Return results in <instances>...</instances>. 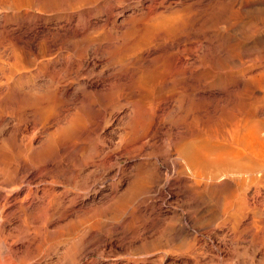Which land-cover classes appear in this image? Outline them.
<instances>
[{
  "label": "rangeland",
  "instance_id": "rangeland-1",
  "mask_svg": "<svg viewBox=\"0 0 264 264\" xmlns=\"http://www.w3.org/2000/svg\"><path fill=\"white\" fill-rule=\"evenodd\" d=\"M115 70L126 78L120 79L119 75L115 84L102 90L84 87L101 72ZM151 104L174 107V117L166 120L170 134L145 149H137L135 143L128 145L129 158L136 156L134 167L143 169L145 163L152 164L148 159L152 161L170 142L183 141L184 137L183 144L193 139L212 142L209 128L219 120L226 129L232 128L231 122L240 125L239 135L249 137L247 140L246 136H237L241 147L253 150V181L244 184V175L236 173L237 166L223 163L220 172H227L228 177L224 174L220 176L224 179L217 176L203 183L230 180V184L219 187H224L223 196L232 193L237 198L230 207L220 208L213 198L193 199L183 182L172 186L173 195L178 192L179 198L168 203V211L161 217L156 216L158 208L151 207L161 197L149 194L141 198L140 210L136 205L115 213L109 204L92 206L78 216L89 218L87 224L96 225L88 234V241L99 242L93 247L97 252L87 253L82 264L94 259L100 264H184L185 260L196 264L193 252L199 249L205 254L200 264H264V0H0V190L8 194L7 200L0 198V206L9 201L5 207L10 208L12 196L17 191L26 192L28 183L33 189L37 187V195L42 196L44 187L53 185L56 192L66 190L62 198L65 204L78 192L81 195L77 207L83 198L86 205H94L97 199H90L93 193L84 188L86 182H80V177L75 181L69 178L81 174L82 158L86 156V162L90 160L86 171L94 170L96 166L89 156L96 141L120 145L136 108ZM145 129L139 133H145L139 135L142 139L146 138ZM224 138L229 139H219L226 141ZM41 151H46L47 158L38 155ZM128 155L112 157L115 162L126 164ZM134 173L126 171L120 194L132 184ZM245 190L247 196H241ZM244 203L250 206L248 216ZM30 215L27 211L11 215V228L20 220L26 222L21 232L26 234L21 236L15 229L9 232L12 241L18 237L25 240L27 246L22 240L15 243L18 248L23 245L29 249L28 253L24 249L27 254L22 257L32 264H68L57 262L65 242L80 238L86 232L85 225L70 234L61 233L56 228L65 225V218L57 225L46 226L44 220ZM186 216L193 219L188 229L182 224ZM250 219L253 229H246L245 222ZM96 220L100 222L97 224ZM135 233L139 234L138 239H134ZM106 234L110 235V244L101 255ZM1 237L3 258L6 247ZM44 251L48 252L47 257L51 256L44 259Z\"/></svg>",
  "mask_w": 264,
  "mask_h": 264
},
{
  "label": "bare ground",
  "instance_id": "bare-ground-1",
  "mask_svg": "<svg viewBox=\"0 0 264 264\" xmlns=\"http://www.w3.org/2000/svg\"><path fill=\"white\" fill-rule=\"evenodd\" d=\"M178 17V16H177ZM177 19V18H176ZM183 19V18H182ZM180 19L178 18V21ZM175 22V21H173ZM182 23V21L180 22V24ZM179 26V25H178ZM163 30V29H162ZM161 31V30H160ZM78 32V31H77ZM206 56V55H205ZM68 60V59H67ZM120 60V59H119ZM122 60V59H121ZM117 61V60H116ZM121 62V61H120ZM118 62V64L120 63ZM124 63V62H123ZM128 63V62H127ZM126 63V64H127ZM132 63V62H130ZM129 64V63H128ZM125 65V63H124ZM123 65V66H124ZM130 65V64H129ZM119 66V65H118ZM122 66V65H121ZM120 66V67H121ZM128 66V65H127ZM125 67V66H124ZM79 68V67H78ZM128 68V67H127ZM117 69V68H116ZM122 70V67L121 69ZM61 73V72H60ZM120 75V79L121 78H126V75L122 72H119L117 70H115L114 72L112 71L111 73H103L101 72L99 75H96L97 78L96 80H89L88 83H83L85 84L84 87L88 88L87 86L91 87V89L94 90H102L104 89L106 86L108 85H113L117 82L118 77ZM27 76V75H26ZM34 79V78H33ZM54 79V78H53ZM71 96V95H70ZM9 98V97H8ZM190 101V99H189ZM188 101V103H189ZM181 102V101H180ZM174 104V103H173ZM195 104V103H194ZM189 105V104H188ZM197 105V104H196ZM178 108V107H177ZM191 108V107H190ZM202 108V106H201ZM234 108V107H233ZM188 109V108H187ZM186 109V110H187ZM204 109V108H202ZM206 109V108H205ZM210 109V108H209ZM230 109V108H229ZM179 110V109H178ZM193 110V109H192ZM198 110V109H197ZM188 111V110H187ZM196 111V109H195ZM194 111V112H195ZM202 111V110H200ZM233 111V110H232ZM180 112V111H178ZM184 112V111H183ZM191 112V111H190ZM199 112V111H198ZM229 112H231L229 110ZM228 112V114H230ZM235 112V111H234ZM233 112V113H234ZM239 112V111H238ZM245 112V111H244ZM188 113V112H187ZM197 113V112H196ZM200 113V112H199ZM202 113V112H201ZM204 113V112H203ZM207 113V112H206ZM241 113V112H240ZM175 111H174V107L173 106H167V107H163L160 104H151L149 106H144V107H137L134 113L133 117H130V119L127 121L128 122V126L125 128L124 133H123V137H121V143L120 145H113V144H105L102 141H96L95 146H94V152L89 156L93 159L92 163L95 164L94 166H96V168L94 170H89L86 171V168L89 167V161L86 162L87 160H85L82 158V164H83V170L82 172H80L81 174H79V176L77 175H73L71 176L69 179H71L72 181L76 180L78 177H80V182L82 180V182H86L84 183L87 184L85 185L84 188H88L90 192L93 193V196L90 199H93V201L95 200V198L97 200H95L94 205H86V202L84 203V198L83 200L79 203L78 207L76 206L77 201L80 198L81 193H75L73 194V197L70 198L69 204H65L64 201H62V198L65 196L66 194V190H61L60 192H56V188L55 186H49V187H44L43 190V195H37V187L35 189L31 188V186L29 185L30 183L27 184V189L26 192H24L23 194L19 191L15 192V195L12 196V200H13V204L10 208H6L5 204L7 203H3L2 206H0V236L3 240V243L6 247L5 252L6 255H4L3 258H0V264H32L28 261H26V259H24L22 256H24L23 253L24 249L26 250V252H29V249L27 248H23L24 246L22 245L21 247H17L16 246V241L17 240H22V243L24 245L27 246V244H25V240H23V237H18V239L16 241H12V238L10 237V230L12 231V229H15L17 231H15L16 233L19 232L20 235L22 236V234H26V233H22L25 230L26 227V222L23 220H20L18 222V224L11 228L12 226H10L13 223V218H12V214L15 211H19L20 212H24L27 211L29 214H31L30 216L35 217V219H41L44 220L45 225L48 223H55L57 225V223H59L61 220H64L62 218H65L66 223L65 225L60 229L56 228V232H61V233H72L73 231H75L76 229L85 228L84 229L86 232L83 233L81 235V237L77 238V239H68L65 243L66 247L62 253L61 256H59L60 258L58 259L57 262L61 261V262H66L68 264H82V260L83 258L86 256L87 253H91L93 251L97 252V249H93L94 245H96L97 242H92L89 239L88 241V234L90 232H92L91 230L96 227L95 224H87L89 223L88 220H90L89 218H79L78 214H80V212H85L86 209H92L93 207H103L106 206L107 204H109V206H113L114 207V211H116L115 213H121L126 211L129 207L131 206H138L137 209L140 210L141 207V198L145 195L147 196L148 194L151 196H160L161 200L158 204L154 205L155 202L152 204L151 207L158 208L159 211L156 212V216L157 217H161L160 215L163 214V212H167L168 209L166 208V206L168 205V203H171L172 201H175V198H177L178 196V192L177 194L173 195V191H172V186L179 184L180 182L186 183L184 185H186V189L191 192V197L193 199H199L203 197L204 198H213V199H217V203L220 204V208L221 207H227L231 204H233L236 199L233 198L235 195H233L232 193H230V196L228 195L227 197L223 196V192L222 189L225 187L224 185L225 183H220V184H216V181L214 183H211L212 185H210L209 182H212L213 179H211V181H208L209 184L205 183L207 181H205L203 183V180H208L210 178L213 177H220L224 174H226L227 172H220V166L223 163H230L231 166H237L236 168V173H239L244 175V177L241 179L244 184L245 182H248V180H252L253 181V173H254V167H253V162L251 157L254 156L252 155V151L249 150V147L243 145L245 147H241V144L238 143V140L240 138H238L237 136L239 135L241 129H240V125H237L235 123L229 124L233 125L231 126L232 128L230 129H226V128H222L221 124L224 125L223 123H219L217 120V123L213 122V126L209 128V130L211 131V135H208L209 137L211 136L212 138V142L206 140V139H201V140H191L189 142H187L186 144H183V141H175V142H170L165 150L162 152H158V154H154L155 156L152 157L154 158L152 161L151 159H148V161L153 162L152 164L150 163H145L146 165L144 166L143 169L140 168H136L132 165V163L134 162L135 157L136 156H131L129 158V150H128V145H130L131 143H135L137 146V149L139 148V150H141L142 148L145 149L148 144H150L149 146L151 147V145L156 144V141L160 138H164V136H168L169 134H167L168 129L166 128V120L168 122V119H171L174 117ZM195 114V113H193ZM232 114V113H231ZM236 114V113H235ZM178 115V114H177ZM184 115V114H183ZM187 114H185L186 116ZM191 115V114H190ZM197 115H199L197 113ZM225 115V114H224ZM233 115V114H232ZM189 116V115H188ZM196 116V115H195ZM194 116V117H195ZM181 117V116H180ZM179 117V118H180ZM183 117V116H182ZM187 117V116H186ZM210 117V116H209ZM224 117V116H223ZM228 117V115H227ZM220 117L217 116V119H219ZM230 118V116H229ZM248 118V117H247ZM178 119V118H177ZM176 119V120H177ZM184 118H182L183 121ZM188 119V117H187ZM221 119V118H220ZM175 120V119H173ZM172 120V121H173ZM193 120V118H192ZM223 120V119H222ZM220 120V122L222 121ZM181 121V123H182ZM195 121V119H194ZM228 121V120H227ZM233 121V120H232ZM177 122V121H176ZM187 122V121H186ZM192 122V121H191ZM203 122V121H202ZM246 122V121H245ZM175 123V122H173ZM172 123V124H173ZM190 123V122H189ZM237 123V122H236ZM239 123V122H238ZM172 124L170 126H172ZM244 124H248V122L244 123ZM250 124V123H249ZM185 125V124H184ZM252 125V127L254 126L253 123L250 124ZM156 126L154 129L153 127ZM169 126V127H170ZM244 126V125H242ZM125 127V126H124ZM123 127V128H124ZM194 127V126H193ZM245 127V126H244ZM250 127V126H249ZM146 128V129H145ZM181 128V127H180ZM187 128V127H186ZM248 127H246L247 129ZM256 128V127H255ZM143 129L146 130V138H141L139 135V133L144 132ZM190 128H188L189 130ZM254 129V128H253ZM179 130V129H178ZM181 130V129H180ZM184 130V129H183ZM187 130V131H188ZM191 130V129H190ZM151 131L152 133H150V135L148 134V132ZM171 131V130H170ZM221 131L224 132L223 135L221 134ZM248 131V130H247ZM246 131V132H247ZM64 132V131H63ZM180 132V131H178ZM194 132V131H193ZM242 132V131H241ZM249 132V131H248ZM66 133V131H65ZM173 133V132H172ZM167 134V135H165ZM176 134V133H173ZM244 134V132H243ZM247 134V133H245ZM52 135V134H51ZM142 135H145V133ZM141 135V136H142ZM186 135V134H185ZM207 135V133H206ZM241 135V134H240ZM239 135V136H240ZM171 136V135H170ZM169 136V138H170ZM221 136H226L229 139L226 140L224 138L223 141L221 139H219ZM243 136V135H241ZM240 136V137H241ZM246 135H244L245 137ZM181 137V136H178ZM207 137V138H209ZM244 137H241L244 138ZM57 138V137H56ZM167 138V137H166ZM168 138V140H169ZM223 138V137H222ZM238 138V139H237ZM249 139L248 136H246V139ZM171 139V138H170ZM181 139V138H180ZM187 139V138H186ZM189 139V138H188ZM210 139V138H209ZM247 139V140H248ZM253 139V138H252ZM67 140V138H66ZM164 140V139H163ZM241 141V140H240ZM253 141V140H251ZM160 142V141H159ZM235 142V143H234ZM56 143V142H55ZM86 143V142H85ZM248 143V142H247ZM54 144V143H53ZM263 144V143H262ZM261 144V145H262ZM27 145V144H26ZM32 146V145H31ZM155 146V145H154ZM152 146V148L154 147ZM225 146H228L226 148H224ZM30 147V146H29ZM131 147V145H130ZM133 147V145H132ZM252 147V146H251ZM135 147H133L134 149ZM28 149V148H27ZM133 149L131 148L130 150L133 151ZM88 150V149H87ZM154 150V149H153ZM135 151V150H134ZM137 152V150H136ZM135 152V153H136ZM151 152V151H150ZM256 152V151H255ZM72 153V152H71ZM152 153V152H151ZM261 153V152H260ZM115 155L116 157L118 156H123V155H128L127 163L126 164H122L121 162H115L114 159L112 157V155ZM141 154V153H140ZM39 156H43L46 157L47 153L46 151H41L38 152ZM37 155V156H38ZM77 155V154H76ZM79 157L81 158L82 156H80V154H78ZM50 156V155H49ZM47 158V157H46ZM91 158H87V159H91ZM262 158V157H261ZM65 159V158H63ZM76 160V159H75ZM79 160V159H78ZM119 160V159H118ZM65 162H67L66 160H64ZM71 161V160H70ZM81 161V160H79ZM137 161V160H136ZM70 163V162H69ZM91 163V162H90ZM91 163V164H92ZM98 163V164H97ZM72 164V163H71ZM79 164V163H78ZM92 164V165H93ZM136 164V163H135ZM140 165V164H139ZM144 165V164H143ZM142 165V166H143ZM134 168H133V167ZM229 166V165H227ZM256 166V165H255ZM259 166V165H257ZM71 167V166H70ZM81 167V166H80ZM79 167V168H80ZM78 168V170H79ZM142 168V167H141ZM225 168V167H224ZM227 168V167H226ZM74 169V168H73ZM77 169V168H76ZM74 169V170H76ZM130 169L131 172H135V178L134 181L132 182V184L129 186V188L125 189V191L123 193H119V189L122 187L121 182L124 180L125 178V173L126 171ZM230 169V167H229ZM222 170V169H221ZM227 170V169H226ZM62 171V170H61ZM81 171V170H80ZM228 171V170H227ZM56 172V171H55ZM74 172V171H72ZM230 172V170L228 171ZM232 172V171H231ZM234 172V171H233ZM9 173V172H8ZM63 173V172H62ZM234 174V173H233ZM9 175V174H8ZM232 175V174H231ZM248 175V177H247ZM9 176H12L9 175ZM27 176V175H26ZM106 176H110L109 178H106ZM226 177L227 174L225 175ZM234 176V175H233ZM23 177V176H22ZM223 177H220V179H222ZM231 177V176H230ZM242 177V176H241ZM238 178V175H237ZM24 180V178H22ZM216 179V178H215ZM218 179V178H217ZM219 179V180H220ZM224 179V178H223ZM227 179V178H226ZM230 179V178H229ZM228 179V180H229ZM233 179V177L231 178ZM239 179V178H238ZM70 180V181H71ZM127 180V179H126ZM131 180V179H130ZM71 181V182H72ZM79 181V180H78ZM233 181V180H232ZM30 182V181H29ZM179 182V183H178ZM230 182V180H229ZM227 182V183H229ZM234 182V181H233ZM73 183V182H72ZM77 183V181H76ZM237 183V182H236ZM83 184V183H82ZM81 184V185H82ZM99 184H102V187H105L102 189L101 186H99ZM230 184V183H229ZM229 184L227 185L229 187ZM182 185V184H181ZM220 185L224 186L222 189H220ZM248 185V184H247ZM80 186V185H79ZM128 186V185H127ZM253 186V184H252ZM83 187V186H82ZM101 187V188H100ZM179 187V186H178ZM184 187V186H183ZM236 187V186H235ZM245 187V186H244ZM81 188V187H80ZM246 188V187H245ZM248 188V187H247ZM253 188V187H252ZM83 189V188H82ZM81 189V190H82ZM227 189V188H226ZM236 189V188H235ZM249 189V188H248ZM18 190V189H17ZM56 190V191H55ZM229 190V189H228ZM247 190V189H246ZM241 192V196H247L245 195L244 192ZM87 191V190H86ZM224 191V190H223ZM227 191V190H226ZM237 191V190H236ZM250 191V189H249ZM254 191V190H252ZM257 191V190H256ZM183 192V191H182ZM235 192V191H233ZM238 192V191H237ZM235 192V193H237ZM248 192V191H247ZM118 193L120 195H118ZM181 193V192H180ZM225 193V192H224ZM250 193V192H249ZM254 193V192H252ZM248 194V193H247ZM31 195V196H30ZM253 195V194H252ZM251 195V197H252ZM28 196H30V200L25 201V198H27ZM250 196V195H249ZM8 194L3 193L0 190V198H4L7 200ZM159 197V198H160ZM217 197V198H216ZM220 197V198H218ZM232 199H231V198ZM245 197H243L245 199ZM158 198V197H157ZM179 198V196H178ZM189 198V197H188ZM191 198V199H192ZM29 199V198H27ZM26 199V200H27ZM147 199V198H146ZM190 199V198H189ZM190 199V200H191ZM233 199H235V201L233 202ZM251 199V198H250ZM247 198V200H250ZM115 200V201H114ZM181 200V199H180ZM200 200V199H199ZM198 200V201H199ZM205 200V199H204ZM243 200V199H242ZM92 201V200H91ZM192 201V200H191ZM201 201V200H200ZM210 201V200H209ZM12 202V201H10ZM63 202V203H61ZM208 202V201H207ZM212 202V201H211ZM244 202H247L244 200ZM141 205H140V204ZM199 203V202H198ZM197 203V204H198ZM204 203V202H203ZM206 203V202H205ZM213 203V202H212ZM211 203V204H212ZM248 203V202H247ZM251 203V202H249ZM248 203V204H249ZM78 204V203H77ZM111 204V205H110ZM200 204V203H199ZM202 204V203H201ZM217 204V205H218ZM235 204V203H234ZM233 204V205H234ZM245 204V208L246 203ZM255 204V203H254ZM57 205V206H56ZM103 205V206H102ZM145 205V204H144ZM205 205V204H204ZM207 205V203H206ZM253 205V204H252ZM10 206V205H9ZM108 206V205H107ZM170 206V205H169ZM197 206V205H196ZM201 206V205H200ZM145 207V206H143ZM203 207V206H202ZM213 207V206H212ZM218 207V206H217ZM216 207V208H217ZM230 207V206H229ZM249 207H247V212L245 213V215L248 216V210ZM132 208V207H131ZM201 208V207H199ZM88 209V210H89ZM136 209V207H135ZM134 209V210H135ZM138 210V211H139ZM200 210V209H199ZM204 210V209H201ZM222 210V209H221ZM231 210V209H230ZM229 210V211H230ZM246 210V209H245ZM228 211V212H229ZM244 211V210H242ZM225 212V211H224ZM227 212V213H228ZM83 213V214H84ZM143 213V212H142ZM238 213V212H237ZM21 214V213H20ZM19 214V215H20ZM23 214V213H22ZM123 214V213H122ZM149 214V213H148ZM220 214V213H219ZM88 215V214H87ZM212 215V214H211ZM223 216V215H222ZM240 216V215H239ZM244 216V214L242 215ZM245 217V216H244ZM252 217V216H251ZM31 218V217H30ZM240 218V217H239ZM29 219V217H28ZM118 219V218H117ZM127 219V218H126ZM153 219V218H152ZM161 219V218H160ZM16 220V219H15ZM101 220V219H100ZM100 220H96L97 224L100 222ZM109 220V219H108ZM151 220V219H150ZM156 220V217H155ZM154 220V221H155ZM168 220V219H167ZM166 220V221H167ZM193 220V219H192ZM190 217H187L182 220V224L184 226V229H188V224H191L190 222L192 221ZM251 220V219H250ZM254 220V219H253ZM18 221V220H16ZM28 221V220H27ZM95 221V220H94ZM116 221V220H115ZM118 221V220H117ZM115 223H118V222ZM147 221V220H146ZM153 221V220H152ZM151 221V222H152ZM178 221V219H177ZM15 222V221H14ZM120 222V219H119ZM132 222V221H131ZM134 222V221H133ZM150 222V221H149ZM181 222V221H180ZM37 223H39L37 221ZM42 223V222H41ZM62 223V222H61ZM103 223V222H101ZM156 223V222H155ZM14 224V223H13ZM30 224V223H29ZM87 224V225H86ZM127 224V223H126ZM131 224V223H129ZM151 224V223H150ZM153 224V222H152ZM180 224V223H179ZM246 224V229L247 228H251L253 229V221H247L245 222ZM41 225V224H40ZM50 225V224H49ZM147 225V224H146ZM145 225V226H146ZM149 225V224H148ZM147 225V226H148ZM193 225V224H192ZM191 225V227H192ZM212 225V224H211ZM244 225V224H243ZM43 226V225H42ZM47 226V225H46ZM103 226V225H102ZM106 226V224H105ZM146 226V227H147ZM151 226V225H150ZM153 226V225H152ZM170 226V225H169ZM57 227V226H56ZM154 227V226H153ZM159 227V226H158ZM162 227V226H161ZM190 227V226H189ZM215 227V226H214ZM245 227V226H243ZM55 228V227H54ZM106 228V227H105ZM143 228V227H142ZM148 228V227H147ZM220 228V227H219ZM231 229V227H229ZM229 228H226L229 229ZM8 229V230H7ZM117 229V228H116ZM119 229V228H118ZM167 229H170L167 226ZM179 229V228H178ZM214 229V228H213ZM229 229V230H230ZM249 231L250 233V230ZM5 230L8 231V233L5 234ZM29 230V229H27ZM83 230V231H84ZM102 230V229H101ZM122 230V229H121ZM140 230V229H139ZM145 230V229H144ZM147 230V229H146ZM211 230V229H210ZM6 231V232H7ZM98 231V230H97ZM183 231V230H182ZM189 231V230H188ZM195 231V230H194ZM200 231V230H199ZM245 231V232H247ZM4 232V233H3ZM10 232V234H9ZM14 232V230H13ZM14 232V233H15ZM77 232H81L78 231ZM76 232V233H77ZM141 232V231H139ZM144 232V231H143ZM149 232V230H148ZM168 232V231H167ZM165 231V234L167 233ZM230 232V231H229ZM244 232V233H245ZM3 233V234H2ZM13 233V234H14ZM82 233V232H81ZM104 233V232H103ZM106 233V232H105ZM127 233V232H126ZM130 233V230H129ZM142 233V232H141ZM145 233V232H144ZM164 233V232H163ZM161 233L164 237V234ZM169 233V232H168ZM168 233L166 235H168ZM248 233V232H247ZM248 233V234H249ZM215 234V233H214ZM247 234V235H248ZM251 234V233H250ZM249 234V235H250ZM253 234V233H252ZM251 234V235H252ZM18 235V234H17ZM16 235V236H17ZM76 235V234H74ZM78 235V234H77ZM103 235V234H102ZM128 235V234H127ZM136 235V233L134 234V236ZM139 235V234H138ZM135 236L134 239H138L139 236ZM144 236V234H142ZM141 235V237H142ZM146 235V234H145ZM210 237L211 234L209 233ZM227 235V233H226ZM237 235V234H236ZM12 236V235H11ZM109 234L105 235L106 240L102 241V252L101 255L103 254V251L106 249L107 250V245L110 244V242L108 241L107 237H109ZM213 236V235H212ZM217 236V235H216ZM225 236V235H224ZM246 236V235H244ZM27 237V235H26ZM66 237V236H65ZM69 237V236H68ZM73 237V236H72ZM77 237V236H76ZM127 237V236H126ZM132 237V236H131ZM140 237V238H141ZM161 237V238H163ZM221 237V236H220ZM123 238V237H122ZM133 238V237H132ZM130 238V240L132 239ZM147 238V237H146ZM166 238V237H165ZM219 238V237H218ZM217 238V239H218ZM226 238V237H225ZM224 238V240H225ZM247 238V237H244ZM252 238V237H251ZM26 239V238H24ZM66 239V238H65ZM103 239V238H102ZM101 239V240H102ZM160 239V237H159ZM167 239V238H166ZM206 239V238H205ZM212 239V238H210ZM248 239V238H247ZM64 240V239H63ZM100 240V241H101ZM109 240H111L109 238ZM133 240V239H132ZM140 240V239H139ZM209 240V239H208ZM213 240V239H212ZM251 240V239H250ZM249 240V241H250ZM119 241V240H118ZM207 241V240H205ZM215 241V240H214ZM114 242V241H113ZM133 242V241H132ZM216 242V241H215ZM219 242V240H218ZM223 242V239H222ZM226 242V241H225ZM34 243V242H33ZM38 243V242H37ZM64 243V242H63ZM224 243V242H223ZM211 244V243H210ZM209 244V246H210ZM213 244V243H212ZM211 244V245H212ZM226 244V243H225ZM224 244V245H225ZM113 245V244H112ZM206 245V244H205ZM219 245V244H218ZM222 245V244H220ZM223 245V246H224ZM250 245V244H249ZM99 246V245H98ZM96 246V248L98 247ZM203 246V245H202ZM29 247V246H28ZM242 247V246H241ZM101 248V246H100ZM203 248V247H202ZM207 248L208 245H207ZM237 248V247H236ZM35 249V248H34ZM37 249V248H36ZM99 249V248H98ZM247 249V248H246ZM201 250V249H199ZM199 250H196V252H193V255H195V262L196 264H200L202 259L205 258L203 257L205 254L203 252H200ZM222 250V249H221ZM237 250V249H236ZM239 250V249H238ZM47 251V250H46ZM44 251V257H43V253H40V257H43L45 259V257H47L48 252ZM61 251V252H62ZM204 251V249H203ZM240 251V250H239ZM39 252V251H38ZM25 253V255L27 254ZM53 253V252H52ZM32 254V253H31ZM60 254V253H59ZM100 255V256H101ZM51 256V255H50ZM49 256V257H50ZM47 257V258H49ZM192 257V256H191ZM211 257V256H210ZM42 258V259H43ZM98 258V257H97ZM219 258V257H218ZM19 259V260H18ZM194 259V258H193ZM18 260V261H17ZM49 260V259H47ZM210 260V259H209ZM212 260V259H211ZM38 261V260H36ZM50 261V260H49ZM108 261V260H107ZM186 261V260H185ZM184 264H187V261ZM246 261V260H245ZM39 262V261H38ZM43 262V261H42ZM56 262V263H57ZM60 262V263H61ZM104 262V261H103ZM126 263V262H125ZM130 263V262H129ZM214 263V262H213ZM235 263V262H234ZM50 264V263H49ZM86 264H100V260L98 259H94L91 262H88ZM102 264H109V263H102ZM113 264V263H112ZM127 264V263H126Z\"/></svg>",
  "mask_w": 264,
  "mask_h": 264
}]
</instances>
